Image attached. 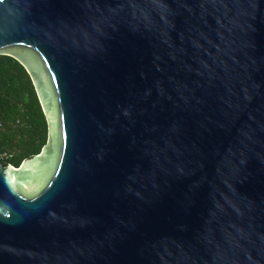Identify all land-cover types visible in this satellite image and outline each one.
<instances>
[{
  "label": "water",
  "instance_id": "1",
  "mask_svg": "<svg viewBox=\"0 0 264 264\" xmlns=\"http://www.w3.org/2000/svg\"><path fill=\"white\" fill-rule=\"evenodd\" d=\"M42 153L0 159V264H264V0H0Z\"/></svg>",
  "mask_w": 264,
  "mask_h": 264
},
{
  "label": "trees",
  "instance_id": "2",
  "mask_svg": "<svg viewBox=\"0 0 264 264\" xmlns=\"http://www.w3.org/2000/svg\"><path fill=\"white\" fill-rule=\"evenodd\" d=\"M0 159L19 168L42 153L49 142V122L32 77L17 60L0 55ZM8 153L9 158H3Z\"/></svg>",
  "mask_w": 264,
  "mask_h": 264
},
{
  "label": "built area",
  "instance_id": "3",
  "mask_svg": "<svg viewBox=\"0 0 264 264\" xmlns=\"http://www.w3.org/2000/svg\"><path fill=\"white\" fill-rule=\"evenodd\" d=\"M3 129V124H2V122L0 121V131ZM10 157V155L8 154V153H5L4 155H3V158H9Z\"/></svg>",
  "mask_w": 264,
  "mask_h": 264
}]
</instances>
